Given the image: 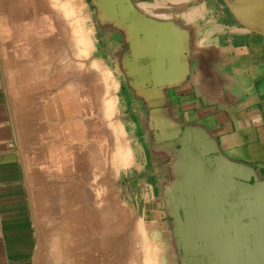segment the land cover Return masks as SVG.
Segmentation results:
<instances>
[{
	"label": "crops",
	"instance_id": "obj_1",
	"mask_svg": "<svg viewBox=\"0 0 264 264\" xmlns=\"http://www.w3.org/2000/svg\"><path fill=\"white\" fill-rule=\"evenodd\" d=\"M85 1L147 147L139 185L156 257L214 264L259 241L264 264V218L242 215L248 201H223L227 188L264 191V37L243 27L225 0ZM91 1L104 12L95 13ZM1 82L0 75V264H33L38 241L27 176L11 149ZM208 194L214 216L186 218L187 210H208Z\"/></svg>",
	"mask_w": 264,
	"mask_h": 264
},
{
	"label": "rangeland",
	"instance_id": "obj_2",
	"mask_svg": "<svg viewBox=\"0 0 264 264\" xmlns=\"http://www.w3.org/2000/svg\"><path fill=\"white\" fill-rule=\"evenodd\" d=\"M114 65L85 0H0V75L33 264H161L139 185L147 147Z\"/></svg>",
	"mask_w": 264,
	"mask_h": 264
},
{
	"label": "water",
	"instance_id": "obj_3",
	"mask_svg": "<svg viewBox=\"0 0 264 264\" xmlns=\"http://www.w3.org/2000/svg\"><path fill=\"white\" fill-rule=\"evenodd\" d=\"M228 8L236 18V20L246 29L261 35L264 37V0H225ZM231 184V183H227ZM230 188V187H229ZM262 191L263 197L259 191ZM224 193L223 201L224 203L229 202L230 200L233 202H239L245 200L248 201V205L243 210L242 215L248 218L255 217H263L264 218V191L261 189L259 185H251L249 184V190H245L242 193L238 194L237 192L230 193L233 189H226ZM222 195V197H223ZM208 199L205 200L208 210L200 211L197 210H187L185 211L184 216L186 218L193 217H213L214 210L211 209L212 201L211 194H208ZM259 198V200H258ZM221 201V199H220ZM250 202V205H249ZM223 203V202H221ZM226 212V210H220L219 213ZM256 233H258V228H256ZM251 250L247 252V254L243 256H235L232 257H218L214 258V264H258V249H259V241H250Z\"/></svg>",
	"mask_w": 264,
	"mask_h": 264
},
{
	"label": "flooded vegetation",
	"instance_id": "obj_4",
	"mask_svg": "<svg viewBox=\"0 0 264 264\" xmlns=\"http://www.w3.org/2000/svg\"><path fill=\"white\" fill-rule=\"evenodd\" d=\"M99 3V2H98ZM97 2L96 3H93V1H91L90 2V5H91V7L93 8V11L95 12V13H103L104 12V9H100V7L99 6H97V5H95V4H98ZM117 12H119V10H116ZM116 12V13H117ZM98 35L100 36V33H99V27H98ZM100 44V43H99ZM102 44H104V43H102ZM104 46H102V48H103ZM105 53V50H104V48H103V54ZM121 54H123V53H121ZM180 213H181V216H183V211H180Z\"/></svg>",
	"mask_w": 264,
	"mask_h": 264
}]
</instances>
